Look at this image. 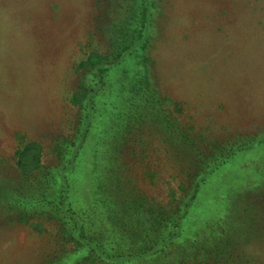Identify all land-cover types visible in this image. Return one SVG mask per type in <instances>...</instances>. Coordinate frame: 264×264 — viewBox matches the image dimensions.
<instances>
[{
  "label": "rangeland",
  "instance_id": "rangeland-1",
  "mask_svg": "<svg viewBox=\"0 0 264 264\" xmlns=\"http://www.w3.org/2000/svg\"><path fill=\"white\" fill-rule=\"evenodd\" d=\"M263 138L264 0H0V264H99L146 197L133 264H264Z\"/></svg>",
  "mask_w": 264,
  "mask_h": 264
},
{
  "label": "trees",
  "instance_id": "trees-1",
  "mask_svg": "<svg viewBox=\"0 0 264 264\" xmlns=\"http://www.w3.org/2000/svg\"><path fill=\"white\" fill-rule=\"evenodd\" d=\"M118 41H124V45H118L115 47V49H117L116 51H113L111 53L113 54H118L119 51H123L125 49H128L130 46H132L134 39H117ZM131 41V43H130ZM146 43V42H145ZM124 46V47H123ZM95 54L99 60L97 62L92 63L93 64V68H96V65L99 64L100 62L102 63V60L105 59L102 56V53L98 56L97 53L92 52L90 55ZM89 57V56H88ZM115 57V56H114ZM116 58V57H115ZM91 61V58H87L86 59V64ZM95 64V65H94ZM94 68V69H95ZM84 96L83 93H75L74 96H72V102L74 103V99L75 102L77 100H81L82 97ZM76 97V98H75ZM259 143V144H258ZM257 144L260 146H264V138L262 140H259ZM257 148V147H255ZM259 148V147H258ZM27 149V147L25 148ZM244 148L239 149L238 151L243 150ZM229 152H234V151H229ZM238 155V153H237ZM25 158V156L23 155L21 160H23ZM22 167H26L27 165H25V162L22 161ZM35 165L37 166V164L35 163ZM35 166V167H36ZM29 168H26V171L29 172ZM146 201L151 200L150 202L152 204H150L151 206L147 205L149 207L148 210H146L145 208H141V212L138 213L137 215H135L136 217H139L140 220H138V222H143L141 224V226L143 225L144 227L146 226V224L148 222H150L149 226H147L145 228V231L140 232L139 234H135L134 238L131 241H127V242H119V246H121L120 248H124V249H116V250H120L121 253H116L117 251H114L111 255L109 256V254L106 252H104L103 250L97 248L96 243H94L93 241H91V238L87 235H82V234H78L75 237L72 236L71 241L74 242L75 245H91L92 249L87 252L86 255V262L87 263H99V264H128V263H134L135 261H140L143 260L144 255L147 254H151L153 253V251H155L156 249H154L159 243L161 242H167V244L173 242L178 234V223H179V218L177 217H173V216H166L167 214H165L164 210H158L156 208V205L153 201V199H151L150 197H146L145 198ZM143 203L147 204V202ZM149 204V203H148ZM141 204L137 205V208L140 206ZM141 206H146V205H141ZM132 207L130 205H128V210H130ZM157 209V210H155ZM146 212V213H144ZM146 214V215H145ZM114 215H112L113 217ZM129 217V216H128ZM148 217L150 218V221L147 220ZM163 226H168L169 228L172 227L173 229L175 228L176 230L174 232L168 233L166 236V238H160V232L157 233V231L159 229H161V227L163 228ZM177 227V228H176ZM148 228V229H147ZM141 230V229H140ZM126 232H130L132 233L131 229L130 230H126ZM150 234L152 236H150ZM170 234V235H169ZM144 235H146L147 237H144ZM78 242V243H77ZM93 244V245H92ZM140 245V247L138 246ZM123 246V247H122ZM151 256V255H149Z\"/></svg>",
  "mask_w": 264,
  "mask_h": 264
}]
</instances>
